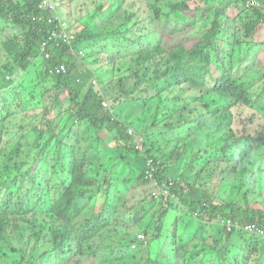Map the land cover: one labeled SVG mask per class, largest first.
<instances>
[{
    "label": "trees",
    "instance_id": "1",
    "mask_svg": "<svg viewBox=\"0 0 264 264\" xmlns=\"http://www.w3.org/2000/svg\"><path fill=\"white\" fill-rule=\"evenodd\" d=\"M49 1L0 0V18L6 24L24 30V35L14 32L12 36L5 35L4 40H0V90L18 83L22 87L26 82L25 75L34 69L39 77L40 96L47 103L42 123L39 124L28 118L32 110H19L22 99L11 102L9 92L0 96V135L12 136L15 130L8 124L17 116H23L24 119L16 130L32 135L28 137L25 134L31 146L22 155V160L31 165V172L26 171L25 175L26 182L30 177L32 181V210L22 205V201L9 204L0 193V241L6 233L11 232L13 237L26 238L30 246L24 248L18 241L0 243V264H63L72 259L86 260V264H106L103 253L108 249L114 252L106 232L120 235L122 241L118 245L132 244L140 252L137 260L131 256L123 264H200L197 261L201 251L200 241L181 243L188 237L173 226L182 222L185 228L192 218L200 226L205 214L216 224L217 230L221 229V239L236 241L234 237L238 238V244L248 251L246 258H255L257 253L264 255V239L243 231L226 232L220 224L221 220L229 219L242 224L258 223L264 226V210H261L264 207V195L261 201L259 197H254L258 203L256 205L249 201L258 184L244 187L245 206L228 202L218 205L209 199L198 201L206 206L198 205L195 201L189 202L186 191L173 183L172 175L168 177L158 164L161 148L147 146L145 140L148 133L128 134L129 126L120 124L110 107L107 110L103 107L102 102L106 101L103 89L110 82L102 88H98L95 83L90 84L93 80L100 84V81H110L101 75L106 70L98 71L92 62L115 68L134 55H137V68L125 66L115 75L119 81L132 78L138 71L145 69L162 73L170 71L166 81L169 95L160 97L156 108L165 114L169 112L166 108L170 110L177 107L182 116L180 122L185 124L182 143L171 153L174 171H178L181 164L193 169L196 165L194 157L198 158L201 153L208 151L207 147L211 148L206 140L214 127H206L207 122L218 120L217 126H225L230 133L235 134L238 124L234 111L241 108L251 110L247 124L252 125L253 129L247 130L242 126L233 143L237 146L244 143L248 147V151L240 149L239 154H246V160L252 162L253 169L259 172L261 165H264V106L261 110L256 105H261L264 98V67L257 66L251 56L257 53L256 59L262 63L258 57L259 52L264 51L262 43L252 38L256 28L264 23V0H256L257 3L253 5L246 4L247 7L243 9H240L238 2L234 15L226 10L227 7L232 8L229 1L209 13L211 6L207 5L206 0H198L200 5L196 6V16L190 21L197 26V41L189 48L182 45L168 48L165 43V38L177 31L179 23H184L182 16L188 7V0H149L143 7L137 5L143 4L144 0H91V8L85 7L86 0H83V23L74 13L73 16L69 13V23L66 22L77 36V47L86 51L81 64L70 55V48L66 46L53 47L55 50L50 51L52 56L49 59L41 52L43 42L45 46L42 38L45 28L40 30L32 19L48 9ZM241 2L244 5L249 0ZM122 9V18L117 17L116 13ZM204 14H207L205 18ZM116 21H119L117 27L109 31V26ZM31 26L32 30L29 29ZM52 28L58 29L55 26ZM130 32L135 35L129 36ZM109 36L112 37L111 52L106 51L109 48ZM116 41L120 42L119 46ZM53 45L56 46V42ZM241 49H246L250 57L245 60L232 58L228 62L222 60L221 72L208 70L212 53L219 55L229 50L238 53ZM160 52L165 53L167 58L159 59L157 53ZM161 63H165L167 68ZM206 76L209 78L207 81L215 82L212 88L204 89L203 94L210 101L209 104L203 102L204 108L199 110L202 95L199 100L196 99L203 90ZM42 81L51 84L48 90L53 93L43 91ZM86 84H89L87 88ZM253 93H256L257 98H252ZM33 99L32 104L37 105L38 99ZM142 101L148 100L143 98ZM67 110L70 112H66V118L55 123L57 117ZM258 121L261 123L255 124ZM80 127L88 132L93 127L102 137L106 129L124 137L127 145H122L117 138L115 145L127 153L151 160L154 180L171 186L170 192L173 194L167 198L174 200L175 206L165 205L161 197L150 198L147 195L146 201L144 197L138 199L128 195L115 176L98 170L91 160L82 159L83 156L78 155V133L75 130ZM2 151L3 148H0V153ZM21 152L22 146L18 144L7 155V159L4 158L0 163V188L5 165L12 161L13 166H19ZM87 154L85 152L84 156ZM206 165L199 166V174L208 170L209 164ZM70 166L71 171L67 173ZM109 166L115 168V165ZM63 178L65 182L71 179L70 184H65ZM205 178L209 180L210 175L207 173ZM193 181L195 178L185 183L190 185ZM146 182L149 183L146 175H141L140 183ZM99 199L103 200V204L101 211L95 213L94 204ZM88 204L91 205V213L86 224L77 220L73 227L72 214L85 210ZM155 205L160 212L152 210L151 207ZM195 212L198 215L194 216ZM181 215L186 219L183 220ZM130 234L132 239L127 242V235ZM138 235L142 237L138 238ZM39 243L45 247L39 257H33V251L37 250Z\"/></svg>",
    "mask_w": 264,
    "mask_h": 264
},
{
    "label": "rangeland",
    "instance_id": "2",
    "mask_svg": "<svg viewBox=\"0 0 264 264\" xmlns=\"http://www.w3.org/2000/svg\"><path fill=\"white\" fill-rule=\"evenodd\" d=\"M59 3V11L64 14L68 12V17L70 19V14L73 13L78 18L80 23H83L81 3L83 0H55ZM229 1L230 7L226 10L230 15L236 13L237 3H240V9L247 7V5H253L255 3L249 2L243 3L241 0H206L207 5L211 6L209 13H212L215 8H221L224 4ZM187 9L183 11L182 21L184 23H179V27L175 33L169 34L165 38V43L168 48H173L177 45H182L185 48H189L197 41V36L195 31L197 26L195 23L190 21L196 16V6L200 5L198 0H188ZM207 14H204L205 18ZM21 29L18 26H12L6 24L0 18V40H4V36H12L14 32L20 34ZM22 33V32H21ZM52 35V32L45 31V35H42L43 39H47ZM264 35V23H261L255 30L253 34V40L262 43V48H264V40L260 37ZM176 36L174 42H169V40ZM248 45L247 41H244ZM80 44V42H78ZM48 49L46 46L42 47L41 52L46 57L45 50ZM106 49V48H105ZM49 50V49H48ZM106 51H109L106 49ZM111 52V51H109ZM259 52V59L261 53ZM85 56L86 51L84 50ZM113 53V52H112ZM257 53H253L256 65L264 67V61L258 63L256 59ZM5 56V55H4ZM84 56V57H85ZM246 57H250V53L246 49H241L238 53H233L232 50L226 51L219 55L212 53L209 57L208 70H218L222 71V60L227 62L232 58H237L245 60ZM77 60V59H76ZM133 61H135V66H133ZM79 64L81 61L77 60ZM137 55L129 56L124 62L120 63L115 68L103 64L100 66L92 62V66L98 71L106 73H101L106 79L110 81H100L103 87L105 83L110 82L104 89L105 99L108 102L111 112L114 113L115 118L120 124L128 125L131 132H136L139 134H147L146 144L148 147L156 149L161 148L159 152L158 164L161 165L163 172L169 176L172 175V182L181 187L187 193V199L189 202L195 201L198 205L206 206L204 203L198 202L203 199H209L218 205H222L225 202L233 203L235 205L245 206L246 200L243 195L244 185L242 182V175H246L249 171L254 168V164L246 160V154L240 155L239 150L243 149L248 151V147L244 146V143H239V146L234 145L235 135H238L241 131V127L244 126L245 129H253L248 125V119L252 113L251 110L246 108H241L235 110L236 122L238 124V129L235 130V134L230 133L228 128L225 126H217L218 120L209 121L206 123V127L212 128L210 134L207 136V140L210 143L211 148L207 152L201 153L198 158L194 157L196 165L193 169L190 167H185L183 164L180 165L178 171H174V161L172 154L174 149L182 143L183 127L184 123H181L182 116L180 112L174 107L168 113L162 114L157 111L156 106L158 105V100L160 97L165 98L169 95L167 90L166 81L170 75V71L162 73L158 70H148L145 69L142 72L138 71L137 74L124 81H119L115 75L121 72L125 66L137 68ZM165 68H167L165 63H161ZM30 77V78H29ZM29 78V79H28ZM38 75L36 71L25 75V79L22 84V89L20 84L10 86L5 90H0V96L6 92L10 93V101L16 102L21 96V104L19 105V110L22 112L25 110H32L28 113L29 119L32 122L42 123V115L46 109V99L41 98L39 92V82ZM208 76L205 77V84L203 90L200 91L201 94L197 96L196 100H199L201 95V101L198 104V109L204 108V103L209 104V99H207L203 92L204 89H210L214 85L215 81H207ZM29 81V82H28ZM43 91H49L48 86L51 84L42 81ZM20 91L23 93L20 95ZM53 93L52 91H49ZM113 93H118L113 96ZM208 94V93H207ZM38 99V103L32 104L33 98ZM146 98L148 101H142ZM252 98H257L256 93L252 94ZM195 100V101H196ZM195 101L193 107L195 106ZM34 105V106H32ZM166 105V104H165ZM170 105V104H167ZM264 106V98L261 105H256L257 109H261ZM70 111L63 112L57 117L55 123L64 120ZM65 113V114H64ZM53 116V114H52ZM23 116L14 117L10 122L9 126L12 131V136L7 137L5 134L0 135V148L3 151L0 153V163L7 159V155L14 151L16 146L20 144L22 146L23 152L19 154V161L21 164L19 166H13V162H7L6 168L3 171V184L0 188V193L5 196L6 201L9 204H16V201H22V205L28 207L32 210V181L31 177L28 182H26V171H30V164L22 160V155L25 149L31 146L30 142L27 141L26 135L32 137L31 133L25 131H17L23 121ZM261 123L258 121L255 124ZM254 125V124H253ZM217 126V127H216ZM106 129V128H105ZM78 133V155L83 156L82 159L91 160L93 165L98 166V170L105 171L112 176H115L117 181L121 184V188L128 195L141 199L144 197L147 201L149 193L153 190L152 187L146 182V184H141V175H144L149 168L152 167L151 160H144L142 156L133 155L127 153L126 150L121 149L115 145V140L122 143V145H127L124 137H119L115 131L106 129L104 132V137L93 127L91 132L86 131L83 128H75ZM26 134V135H25ZM139 136V135H138ZM120 138V139H119ZM141 146V145H140ZM85 152L88 154L84 156ZM34 153H32V156ZM71 156V154H70ZM187 155L186 157H188ZM225 161H231L227 166H223ZM209 168L207 171L199 174L198 168L201 165L207 166ZM109 165H115V168ZM19 167V168H18ZM71 166L67 173H70ZM31 172V171H30ZM210 175V179H206V174ZM195 178L192 184H186V180ZM150 181V179H147ZM62 181L65 184H70L71 179L65 182L64 178ZM165 186L164 184H161ZM168 186V185H167ZM170 187V189H169ZM46 190L49 189L48 186L45 187ZM171 186H168L164 190L162 195V200L165 205L175 206V201L168 199L167 196L171 195ZM160 192V191H158ZM262 195L264 191H261L260 185L255 191V194L250 196L249 201L254 205L258 204L254 197H259L262 200ZM167 198V199H166ZM59 199V198H58ZM166 199V200H165ZM90 207L87 205L85 210H81L77 214H72V226H75V221H80L82 224H86L90 217ZM99 208V206L97 207ZM152 210L160 212L157 205L151 207ZM183 220L186 219L184 215H181ZM184 223H176L173 227L183 231L185 236L188 237L187 240L181 243H187L189 240L200 241V254L197 259L200 264H255L262 262L264 260V255L260 253L257 257L246 258L248 251L242 248L236 241H225L221 239L220 232L221 229H216V224L211 220L209 222H202V224L196 225V220L191 219L190 223L183 228ZM105 235L109 237L110 242L113 244V253L111 250H107L103 253L106 259V264H123L129 257L133 256L136 260L140 256V252L137 248H133L127 245H118L122 241L120 235H115L113 232H106ZM141 236V235H139ZM142 237V236H141ZM132 239V234L127 235V242ZM45 245L42 243L37 244V250L33 251V257H39V254L43 251ZM63 264H86V260L83 259H72Z\"/></svg>",
    "mask_w": 264,
    "mask_h": 264
},
{
    "label": "built area",
    "instance_id": "3",
    "mask_svg": "<svg viewBox=\"0 0 264 264\" xmlns=\"http://www.w3.org/2000/svg\"><path fill=\"white\" fill-rule=\"evenodd\" d=\"M33 22L38 25L40 30L42 28H45V31L48 30L52 32V35L44 39L45 40V46L47 47L49 43L51 42H61L63 46H69L71 47L72 53H74L77 57L82 58L84 57L85 53L84 50L79 49L75 50L73 46V42L76 38V35L68 29L67 26V19L63 16V14L59 11V3L55 0L49 1V7L48 9L37 16H35L33 19ZM55 26L58 28L57 30L53 29L52 27ZM44 47V42H43ZM46 51V50H45ZM46 58H50V53L46 52ZM57 70V69H56ZM50 72H53V70H50ZM102 105L105 107V109H109V105L107 101H103ZM128 134H135V132H131L130 128H127ZM152 168H149L147 171V176H152ZM165 188L161 187L158 183L154 186L153 196L163 195ZM160 191V192H158ZM198 215V212L194 213V216ZM209 217L207 214H205L204 221H208ZM220 224L225 227L226 232H232V231H243L247 234H249V230H251L252 235H256V232H264V226L259 225L258 223H245L240 224L237 221H229L221 220ZM258 236V235H256ZM141 238V236H138ZM260 237V236H258Z\"/></svg>",
    "mask_w": 264,
    "mask_h": 264
},
{
    "label": "clouds",
    "instance_id": "4",
    "mask_svg": "<svg viewBox=\"0 0 264 264\" xmlns=\"http://www.w3.org/2000/svg\"><path fill=\"white\" fill-rule=\"evenodd\" d=\"M148 2H149V0H144V3H143V4H138L137 7H143V6L146 5ZM250 2H251V3H255L256 0H250ZM85 7H88V8L93 7L92 1H91V0H86V6H85ZM85 7H84V8H85ZM105 7H107V4H105ZM84 12H85V11H82V15L84 14ZM123 13H124V10L122 9L121 12L116 13V16L122 18ZM66 15H68V14H67V13H66V14H65V13L63 14V16H64L65 18H66ZM67 20H68L67 22L69 23V17H68ZM118 22H119V21H116V22H114L112 25H110L109 28H108V30H109V31H112L113 29H115V28L117 27ZM18 27H19V26H18ZM149 27H150V26H149ZM19 28H20V27H19ZM20 29H21L20 34H21V35H24V30H23L22 28H20ZM29 29L32 30V26L29 27ZM68 29H69L70 31H72V29H71L70 27H68ZM21 32H22V33H21ZM72 32H73V31H72ZM73 33H74V32H73ZM74 34H75V33H74ZM75 35H76V34H75ZM128 35H129V36H133V35H135V33H134V32H130ZM149 38H150V37H149ZM260 38H261L262 40H264V35H262ZM108 39H109V42H110V43H109V48H108V50L111 51V50H112V44H111L112 37L109 36ZM175 39H177V37H176V36H173V37L169 40V42H170V43H171V42H174ZM116 44H117V46H119L120 42H119V41H116ZM57 46L62 47L63 45L61 44V42H59V44H57V42H56V46L53 45V42H51V43L48 44L47 48H48L49 50L46 49V51L50 53V58H51V56H52V53H51L50 51L55 50L53 47L57 48ZM73 46H74V49H75V50L82 49V48H78V47H77V36H76V38H75V40H74V42H73ZM63 47H65V46H63ZM66 47L70 48L68 51H69L70 55H72L75 59L81 61V60L84 58V57H82V58L77 57L74 53H72L71 47H69V46H67V45H66ZM82 50H83V49H82ZM84 56H85V55H84ZM157 56H158L159 59H161V60L167 58V55H166L165 53H162V52L157 53ZM45 58H46V57H45ZM46 59H49V58H46ZM260 59H261L262 61H264V52L261 53ZM133 66H135V61H133ZM57 71H59V69H57ZM7 79L9 80V77H8ZM91 83H95V84L98 86V88H102V87H103V85H101V84L99 83V81L93 80V81L90 82V84H91ZM88 86H89V84H86V85H85L86 88H87ZM21 89H22V87H21ZM18 93H19L20 95L22 94V97H23V93H21L20 91H18ZM117 94H118V93H113V96H115V95H117ZM20 99H21V96H20ZM103 107H104V106H103ZM104 108H105V107H104ZM106 110H107V109H106ZM135 134H136V133H135ZM229 163H231V161H225L223 166H227ZM151 170H152V169H151ZM152 171H153V170H152ZM146 174H147V171L144 173V175H146ZM146 178H147V179H150V181H149L148 184H149V185L152 187V189H153V190L149 193L150 195H148V196H149L150 198H152V197H153V198L162 197V195H158V196H156V197L153 196L154 186H155V184L158 183L156 180H154L153 176H150V177H149V176L146 175ZM241 179H242V182H243V185H244L245 188L252 187V186H254V184H259V185H260V188H261V191H264V165H261V169H260L259 172H257L255 169H252V170L249 171L246 175H242ZM158 184H159L161 187L165 188V189L167 188V186H163V185H161V183H158ZM163 184H164V183H163ZM102 204H103V200H102V199H99V200L94 204V212H95V213H99V212L101 211ZM98 206H99V208H97ZM261 210H264V207H262ZM228 220H229V219H228ZM229 221H230V220H229ZM237 222H238V221H237ZM238 223H240V222H238ZM240 224H242V223H240ZM251 234H252V233H251V230H249V235H251ZM256 235H258V236H260L262 239H264V232H256ZM138 236H139V235H138ZM138 238H139V237H138ZM234 240H236L237 243L239 242L238 238H235V237H234ZM10 241H11V242H16V241H18L19 244H20L21 246H23L24 248H28V247L30 246V245L28 244L26 238L13 237L12 234H11V232L6 233L5 236H4V238H3V240L0 241V243H5V244H7V243H9ZM256 255H260V253H257ZM262 264H264V260H262Z\"/></svg>",
    "mask_w": 264,
    "mask_h": 264
},
{
    "label": "crops",
    "instance_id": "5",
    "mask_svg": "<svg viewBox=\"0 0 264 264\" xmlns=\"http://www.w3.org/2000/svg\"><path fill=\"white\" fill-rule=\"evenodd\" d=\"M66 19H68V15H66Z\"/></svg>",
    "mask_w": 264,
    "mask_h": 264
}]
</instances>
